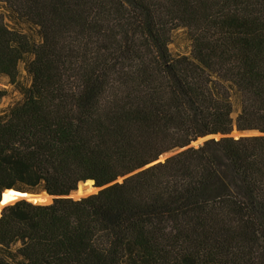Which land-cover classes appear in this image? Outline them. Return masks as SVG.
<instances>
[{
	"label": "trees",
	"instance_id": "16d2710c",
	"mask_svg": "<svg viewBox=\"0 0 264 264\" xmlns=\"http://www.w3.org/2000/svg\"><path fill=\"white\" fill-rule=\"evenodd\" d=\"M0 9V79L29 77L0 119V201L54 197L2 210L0 264H264V0Z\"/></svg>",
	"mask_w": 264,
	"mask_h": 264
},
{
	"label": "rangeland",
	"instance_id": "374dc122",
	"mask_svg": "<svg viewBox=\"0 0 264 264\" xmlns=\"http://www.w3.org/2000/svg\"><path fill=\"white\" fill-rule=\"evenodd\" d=\"M2 11V9H0ZM7 24L12 26V23L6 20ZM25 31V30H23ZM169 50L173 55H185L188 53L189 46L187 36L183 29H177L171 34V43L169 44ZM29 86V77L27 76L23 63H20L17 69V77L12 83L6 78L0 79V119L5 117L9 108L14 105L16 102L21 101L24 98V93L26 92ZM232 118L235 119L238 113V107L234 104L233 106ZM258 135L255 131H246V132H237L233 130L230 134L233 138L239 137H250ZM180 150L165 154L162 156L160 161H163L164 158H167ZM84 187H87V193L89 195L95 193V188L91 185L85 184ZM3 196V195H2ZM3 198V197H2Z\"/></svg>",
	"mask_w": 264,
	"mask_h": 264
},
{
	"label": "water",
	"instance_id": "95a60500",
	"mask_svg": "<svg viewBox=\"0 0 264 264\" xmlns=\"http://www.w3.org/2000/svg\"><path fill=\"white\" fill-rule=\"evenodd\" d=\"M257 134L260 135L258 132H257ZM213 137L214 136H205V137L199 138L196 141L190 143L185 149L190 148V147H198L200 145H203V143H205L206 141H208L209 139H211ZM218 137H220V136H216L215 138H218ZM160 159H162V157H160L158 161H160ZM121 180L122 179H120L119 181H121ZM85 184L91 185L93 187V183L90 182V181L89 182H85V183H80L78 185V188H77L76 191L70 193L69 195H67L65 197L72 198V199H75V200H78V199L83 198V197H87L89 194L87 193V189L88 188L84 187ZM99 190L100 189L95 188V193L97 191H99ZM7 191H12V192H14L16 194L22 195L21 199L17 200L16 202H18V201H26V202L34 204V205H46V204L52 203V201L54 199V197L48 195L45 191H40V192H36V193H29V192H18V191H14V190L10 189V190H5L4 192H7ZM2 197L3 196H1V201H2ZM1 201H0V203H1ZM16 202L10 203V204H7V205H4V206L0 207V214H1L2 210L5 207L13 205Z\"/></svg>",
	"mask_w": 264,
	"mask_h": 264
},
{
	"label": "bare ground",
	"instance_id": "6f19581e",
	"mask_svg": "<svg viewBox=\"0 0 264 264\" xmlns=\"http://www.w3.org/2000/svg\"><path fill=\"white\" fill-rule=\"evenodd\" d=\"M22 195L16 194L12 191H7L3 193V198L2 201L0 203V207L10 204V203H14L17 200L21 199Z\"/></svg>",
	"mask_w": 264,
	"mask_h": 264
}]
</instances>
